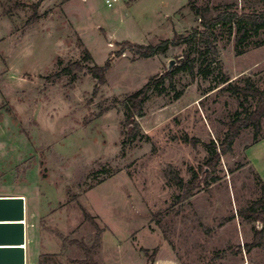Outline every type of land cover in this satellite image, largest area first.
Instances as JSON below:
<instances>
[{
	"label": "rangeland",
	"instance_id": "rangeland-1",
	"mask_svg": "<svg viewBox=\"0 0 264 264\" xmlns=\"http://www.w3.org/2000/svg\"><path fill=\"white\" fill-rule=\"evenodd\" d=\"M228 6L264 13L259 0H122L113 9L104 0H0V197L25 199L28 264H83L75 242L90 247L96 235L83 209L103 230L97 264H264V248L247 247L264 227L239 216L260 197L247 150L262 165L264 117L257 143L253 128L243 130L216 172L206 167L212 143L218 149L228 124L254 110L256 100L234 89H264V32L237 49V25L216 28L217 54L201 67L197 52L208 48L198 44L192 73L178 71L185 45L151 59L116 56L124 42L157 45L200 29L193 8ZM107 61L97 95L87 72L52 79L74 63ZM171 61L173 80L150 90L128 140L126 97ZM202 169L209 186L178 204L166 174L187 183Z\"/></svg>",
	"mask_w": 264,
	"mask_h": 264
},
{
	"label": "trees",
	"instance_id": "trees-1",
	"mask_svg": "<svg viewBox=\"0 0 264 264\" xmlns=\"http://www.w3.org/2000/svg\"><path fill=\"white\" fill-rule=\"evenodd\" d=\"M67 1V0H66ZM264 1V0H259ZM39 4L34 6V10H37ZM233 6H228L225 9L219 7H201L193 8L196 15L200 19V29H195L192 33L188 35H178L176 34L172 40L163 41L157 45H138L130 42H124L120 44V51L117 53V57L123 55L126 51L131 52L135 57L139 59H151L158 56L160 53H164L171 45L172 46H181L185 45L187 51L182 57V61L179 62L180 66L178 71L188 69L191 73L194 71V62L192 56L195 53V48L198 44H205L208 48L206 52L199 50L198 57L202 61L201 67L206 63L205 57L212 52L217 54L216 48L212 44L211 37L214 33V30L218 27L230 28L236 24L237 30L235 33V44L236 48L239 49V46L246 44L252 36H258L261 32H264V13L257 14H238L234 11ZM86 62H92L93 58L90 53L86 52L84 57ZM111 68V62L107 61L103 67L95 65L91 68H85L81 63H74L68 65L62 71L57 73L52 77V79H58L61 77H66L73 75L78 72H87V74L93 76L97 81L94 95H97L100 88L107 84V73ZM173 73L155 76L149 80V82L144 86L140 91L126 97L125 99V108H126V125L128 127V140H134L139 135V125L136 122V117H142L144 112V105L149 98L150 90L153 87H158L166 79L173 80ZM77 78L76 75L73 77ZM228 82V81H226ZM235 93L243 94L244 96H250L256 100L254 110L249 112L245 110L244 117L237 116L232 122L228 124V132L222 140L221 144L218 146V149L214 143H212V151L210 159L206 163V167L210 170L211 173H215L217 166L220 164L221 158L232 152V147L237 138L240 136L243 130L253 128L254 144L260 140L261 133V122L264 117V89L260 90L251 84H247L246 88L234 89ZM181 94V93H180ZM243 108V104L241 105ZM1 121V117H0ZM185 142H189L188 138L184 139ZM195 142V141H193ZM201 170V174H196L189 182H184L183 179L175 172H168L166 177L169 180L175 181L177 188L182 192V194L177 197L176 201L178 204H183L189 201L194 191L200 189L201 186H209L208 179L210 176H207L208 179L203 180V177L206 175V169ZM256 179L260 183V197L253 201L245 209L240 210L239 216L249 224H257L264 227V183L261 178L256 174ZM214 180V179H212ZM83 215L86 221L90 222L95 229L96 235L94 238L93 245L88 247L83 242H75L84 253L85 259L83 264H97L95 257L102 246L101 236L103 230L99 228L96 224L95 219L83 209ZM248 249L254 248H264V229L259 230L257 227L254 228V237L250 245L247 246ZM146 253H148L146 251ZM158 250L156 249L150 261L153 262Z\"/></svg>",
	"mask_w": 264,
	"mask_h": 264
},
{
	"label": "water",
	"instance_id": "water-1",
	"mask_svg": "<svg viewBox=\"0 0 264 264\" xmlns=\"http://www.w3.org/2000/svg\"><path fill=\"white\" fill-rule=\"evenodd\" d=\"M175 64L171 61L165 74H169ZM25 221L24 198L0 197V264H26Z\"/></svg>",
	"mask_w": 264,
	"mask_h": 264
},
{
	"label": "crops",
	"instance_id": "crops-1",
	"mask_svg": "<svg viewBox=\"0 0 264 264\" xmlns=\"http://www.w3.org/2000/svg\"><path fill=\"white\" fill-rule=\"evenodd\" d=\"M264 142V140L260 141L256 146H260L262 145ZM251 149V148H250ZM250 149L247 150V159L248 162L251 164V166L254 168V170L256 171V173L258 174V176L261 178V180L264 183V152H263V158L261 159L262 161V165H259L258 160L256 159L255 156H250ZM252 158L253 160H250V158ZM28 234H27V230H26V264H28V260H29V255H28V251H29V247H30V240L28 241ZM31 264H34L33 262H30ZM29 263V264H30Z\"/></svg>",
	"mask_w": 264,
	"mask_h": 264
},
{
	"label": "built area",
	"instance_id": "built-area-1",
	"mask_svg": "<svg viewBox=\"0 0 264 264\" xmlns=\"http://www.w3.org/2000/svg\"><path fill=\"white\" fill-rule=\"evenodd\" d=\"M121 1L122 0H104V3L107 6V8L113 9Z\"/></svg>",
	"mask_w": 264,
	"mask_h": 264
},
{
	"label": "bare ground",
	"instance_id": "bare-ground-1",
	"mask_svg": "<svg viewBox=\"0 0 264 264\" xmlns=\"http://www.w3.org/2000/svg\"><path fill=\"white\" fill-rule=\"evenodd\" d=\"M25 226H26V221H25ZM25 249H26V247H25ZM166 262H168V261H166Z\"/></svg>",
	"mask_w": 264,
	"mask_h": 264
}]
</instances>
